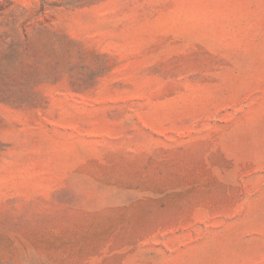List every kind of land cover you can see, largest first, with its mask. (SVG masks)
I'll list each match as a JSON object with an SVG mask.
<instances>
[{
    "label": "rangeland",
    "instance_id": "obj_1",
    "mask_svg": "<svg viewBox=\"0 0 264 264\" xmlns=\"http://www.w3.org/2000/svg\"><path fill=\"white\" fill-rule=\"evenodd\" d=\"M0 264H264V0H0Z\"/></svg>",
    "mask_w": 264,
    "mask_h": 264
}]
</instances>
